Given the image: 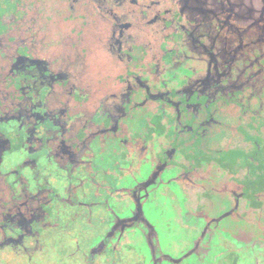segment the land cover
I'll return each instance as SVG.
<instances>
[{
  "label": "flooded vegetation",
  "instance_id": "af4514ba",
  "mask_svg": "<svg viewBox=\"0 0 264 264\" xmlns=\"http://www.w3.org/2000/svg\"><path fill=\"white\" fill-rule=\"evenodd\" d=\"M256 27L198 0H0V264H264Z\"/></svg>",
  "mask_w": 264,
  "mask_h": 264
},
{
  "label": "water",
  "instance_id": "95a60500",
  "mask_svg": "<svg viewBox=\"0 0 264 264\" xmlns=\"http://www.w3.org/2000/svg\"><path fill=\"white\" fill-rule=\"evenodd\" d=\"M201 8L214 10V13L233 14L250 28H261V41L264 42V0H198ZM227 17V15L225 16ZM261 25V26H259ZM257 32V31H256Z\"/></svg>",
  "mask_w": 264,
  "mask_h": 264
}]
</instances>
